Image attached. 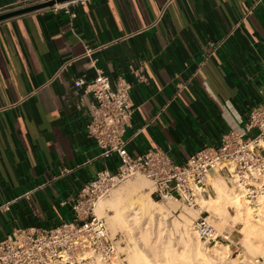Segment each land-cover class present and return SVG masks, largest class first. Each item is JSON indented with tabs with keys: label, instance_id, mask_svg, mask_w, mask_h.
Masks as SVG:
<instances>
[{
	"label": "crops",
	"instance_id": "0c3cea01",
	"mask_svg": "<svg viewBox=\"0 0 264 264\" xmlns=\"http://www.w3.org/2000/svg\"><path fill=\"white\" fill-rule=\"evenodd\" d=\"M93 59L131 84L129 153L183 163L264 103V0H86L1 21L0 240L71 221L85 184L116 170V156L97 157L93 98L75 85L95 77Z\"/></svg>",
	"mask_w": 264,
	"mask_h": 264
},
{
	"label": "built area",
	"instance_id": "2783aa9c",
	"mask_svg": "<svg viewBox=\"0 0 264 264\" xmlns=\"http://www.w3.org/2000/svg\"><path fill=\"white\" fill-rule=\"evenodd\" d=\"M54 1L39 9L69 13L74 5L86 0H17L0 7V15L28 6ZM100 48H87L91 57ZM95 77L75 80L91 94L87 134L98 149V158H118L116 170H99L72 201L73 219L45 230L16 229L0 240V264H115L122 258L116 235L112 236L103 217L97 215V203L119 185L137 175L144 176L152 186V196L172 199L191 208L200 207V199L213 174L224 176L227 185L252 209L264 197V103L255 106L241 131L224 134L216 146H205L191 154L183 163L175 162L165 151L147 150L133 156L127 149L125 132L134 113L131 84L119 78L114 82L91 62ZM256 130L254 134H250ZM207 212H200L194 227L203 245L218 240L229 241L228 228L218 230ZM122 264L125 259H121Z\"/></svg>",
	"mask_w": 264,
	"mask_h": 264
},
{
	"label": "bare ground",
	"instance_id": "6f19581e",
	"mask_svg": "<svg viewBox=\"0 0 264 264\" xmlns=\"http://www.w3.org/2000/svg\"><path fill=\"white\" fill-rule=\"evenodd\" d=\"M139 181L142 180L136 179V181L129 183L126 186L116 190L113 194H111L109 199L103 200L99 204L98 208L99 211H101V214L105 216V219L108 222L109 227H111V230H113V233H116L117 231L120 230H124L128 232L130 235H134V232L137 231L138 233L137 238H139L140 241L143 242V244L145 243L146 246L153 248L152 246H154L155 243L153 244L154 241L151 239L152 235H150L147 224L154 220L153 217L155 216V214H159L158 217L161 218L160 217L161 211L162 210L165 211L166 207H164L162 203H158L155 200H153L149 195V192L147 193L145 192V194L143 195L142 194L138 195V191H140L143 188V186L141 188V184ZM208 185L213 190L216 196L213 197L210 191L205 190L199 202L200 207L206 208L208 211L210 210L213 211L214 213L213 217L215 220H219V224L220 222L223 221L225 222V220H227L229 216H231L236 221L239 220L244 224V227L241 230L245 236H248L250 233L257 231L258 228L260 227L264 229V197L259 202L260 204L259 206L261 207V208L258 207V209L260 210L257 213L259 218H254L252 212L247 209V204L245 205L243 199H241L238 196V194H236V192L233 191L230 187H227L220 176H218L217 178H209ZM157 205H159L158 206L159 209L158 207L156 208ZM170 206H173L171 204V201L169 202V207ZM229 207L234 209L235 211L234 215H230ZM184 218L187 217L184 216ZM155 219L159 224L160 222V221L158 222L159 219L157 218ZM183 222H184L183 227L181 229H178L177 226L178 223L180 224ZM183 222H179V221L178 223L175 222L176 226L174 225V227H177L176 230L178 229V232L177 231L176 232L178 234H181L183 232L182 234H184L187 237V239L183 241L185 244L184 253L182 252L183 254L178 255L176 254V252H173L170 249H167L165 251L163 250L164 251L163 254H165L166 256H164V258L162 257L161 260L160 259L158 260L159 264H178L180 263V261H182L184 264H192L193 261L196 262L195 264H215V262L216 264H227L225 261V256H226V251L229 249L228 245H223L218 242L217 244L215 243L213 244V246L209 248L210 253L208 251H205L206 249H204V247L202 248L201 245L199 244L198 237L197 240H195L192 237V233L194 234V232L196 233V231L193 228H191V223L189 222V220L183 219ZM157 227H162V226H160L159 224ZM163 227H165V224ZM180 231L181 233H179ZM158 232L159 233L161 232L162 234V232H164L163 228H158ZM134 237L136 238L135 235ZM134 237L132 236V238ZM129 239L131 238L129 237ZM180 239L182 244V238ZM129 241L132 242V240ZM156 241H158V238L156 239ZM132 243H136V241ZM251 246L253 247V245ZM206 247L207 246H205V248ZM135 248H136V244L135 245L133 244L132 249L130 248L131 250L128 251L127 249L128 257L130 260H132V264H140V262L138 263V260L140 259L137 258L138 254L135 251L136 250ZM232 263L247 264L244 261H240V262L233 261ZM150 264H154V263L151 262Z\"/></svg>",
	"mask_w": 264,
	"mask_h": 264
},
{
	"label": "rangeland",
	"instance_id": "374dc122",
	"mask_svg": "<svg viewBox=\"0 0 264 264\" xmlns=\"http://www.w3.org/2000/svg\"><path fill=\"white\" fill-rule=\"evenodd\" d=\"M213 171H210V174L213 175ZM217 178V177H216ZM222 178V177H221ZM137 180H142L139 181L141 184V188L143 186V190L141 189L140 191H138V195H143L145 194V192H149V195L151 196V192H152V186L149 180H147L144 176L142 175H137L133 178L128 179L127 181H125L124 183H122L121 185H119L117 188H115L108 197L101 199L98 203L100 204L103 200H107L109 199V197L111 196V194H113L116 190L126 186L129 183H132L134 181ZM223 179V178H222ZM224 183L226 184L227 187H229L226 183V181L223 179ZM206 191H210L212 196L215 197V193L213 192V190L210 188V190L206 189ZM151 198L153 200H155L158 203H162V205H164L165 211L162 210L161 211V215L159 218V214H155V216L153 217V221L149 222L147 224V227L149 229L150 235H152L151 239L154 241L153 244L155 243L154 246H152L153 248H150L148 246H146V244L144 245L142 241H140L138 237V233L137 231L134 232V235L136 236V238L134 237V235H130L128 232L124 231V230H120L117 231L116 233H113V230H111V227H109L108 222L105 219V216H103L101 214V212L97 209V205H96V213L98 216L103 217L106 221V225L107 228L110 232V234L112 236L116 235V238L118 240V242H123L119 247H118V251L119 254H123L122 258L118 257L116 260H114L115 264H122L121 259H125V263L124 264H132V260L129 259L128 257V251L132 249L133 244H136V252L138 254V263L140 262V264H150L151 262H153L154 264H159L158 260L162 259V257L164 258V256H166L165 254H163V252L167 249L172 250L173 252H176V254H183L185 251V244H184V240L187 239V237L181 233V231L178 234V229H181L183 227V219H187L189 220V222L191 223V228H193L195 231V227H194V221L200 216V212H207L204 215L208 216L209 219L211 220V222L214 224V226L218 229V230H223L224 228H228L229 231H231V237L229 241H221L218 240L217 242H215L216 244L219 242L223 245H228L229 249L226 251V256H225V261L227 264H233L232 262L234 261H244L247 264H264V229L263 228H258L257 231L250 233L248 236H245L244 233L242 232V228L244 227V224L239 221V220H235L233 219L231 216H229V218L227 220H225V222H220L219 224V220H215L213 215V211H208L206 208H191L188 206H185L184 204H181L179 202H175L172 199H160L157 198L155 196H151ZM171 201V204L173 206L169 207V202ZM245 202V201H244ZM166 204V205H165ZM200 204V203H199ZM247 203L245 202V205ZM159 205L156 206V208ZM260 207V206H258ZM251 207L247 204V209L250 210L252 212V215L254 218H259L257 213L260 211L258 208L256 209V211L254 209H250ZM261 208V207H260ZM159 209V207H158ZM254 210V211H253ZM258 210V211H257ZM111 213V212H109ZM170 213V214H168ZM229 213L230 215H234L235 211L233 208L229 207ZM166 214V215H164ZM166 216V217H164ZM187 217V218H184ZM159 219L158 222L160 224V226L162 227H157L159 224L157 223L156 219ZM162 219V221H161ZM165 219V220H164ZM252 219V218H251ZM173 220V221H172ZM172 221V222H171ZM179 222H183V223H178ZM176 223H178V229L176 230L177 227H174V225L176 226ZM162 223V225H161ZM165 224V227L164 224ZM152 225V226H151ZM180 225V227H179ZM193 225V226H192ZM151 226V227H150ZM158 228H163L162 234L161 232H158ZM169 228V229H168ZM173 228V229H172ZM155 229V231H154ZM167 229V230H166ZM171 230V231H170ZM177 231V232H176ZM126 233V234H125ZM159 233V236H158ZM128 234V235H127ZM195 234V235H194ZM194 234L192 233V237L197 240V237L199 239V244L201 245V247L204 249H206L205 251H210L209 248L212 245H203L201 239L199 238L197 231L196 233L194 232ZM180 235V236H179ZM182 235V237H181ZM132 236L134 238H132ZM129 237L131 239H129ZM185 237V238H183ZM158 238V241H156V239ZM182 238V244H181V239ZM135 239V240H133ZM139 239V240H138ZM135 242L136 243H132ZM156 241V242H155ZM132 243V244H131ZM132 245V246H131ZM253 245V247L251 246ZM205 246H207L205 248ZM155 247V248H154ZM255 247V248H254ZM131 248V249H130ZM128 249V251H127ZM184 249V250H183ZM164 250V251H163ZM181 251V252H180ZM183 252V253H182ZM210 253V252H209ZM155 255V257H154ZM150 260V261H149ZM142 262V263H141ZM215 262V261H214ZM181 264H184L182 261H180ZM178 263V264H180ZM192 263V262H191ZM196 262L193 261L192 264H195ZM216 264V262H215Z\"/></svg>",
	"mask_w": 264,
	"mask_h": 264
},
{
	"label": "water",
	"instance_id": "95a60500",
	"mask_svg": "<svg viewBox=\"0 0 264 264\" xmlns=\"http://www.w3.org/2000/svg\"><path fill=\"white\" fill-rule=\"evenodd\" d=\"M58 1L61 2V1H66V0H58ZM53 3H54V1H49V2H46V3H43V4H37V5H33V6H28V7H24V8H21V9H17V10L11 11V12H7V13H4V14H1L0 15V22L4 21L6 19L12 18V17H16V16H19V15L35 12V11H37L39 9H42V8L47 7L49 5H52Z\"/></svg>",
	"mask_w": 264,
	"mask_h": 264
}]
</instances>
